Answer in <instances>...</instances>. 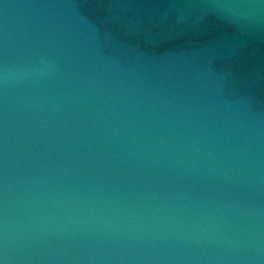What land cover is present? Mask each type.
Segmentation results:
<instances>
[{
  "label": "water",
  "instance_id": "1",
  "mask_svg": "<svg viewBox=\"0 0 264 264\" xmlns=\"http://www.w3.org/2000/svg\"><path fill=\"white\" fill-rule=\"evenodd\" d=\"M5 77L0 171L15 110L26 163L94 208L231 224L216 240L49 237L30 264H264V0H0Z\"/></svg>",
  "mask_w": 264,
  "mask_h": 264
},
{
  "label": "clouds",
  "instance_id": "2",
  "mask_svg": "<svg viewBox=\"0 0 264 264\" xmlns=\"http://www.w3.org/2000/svg\"><path fill=\"white\" fill-rule=\"evenodd\" d=\"M7 7V6H6ZM8 86L5 77L2 85ZM5 128L3 130V166L0 171V264H30L35 258L37 247L49 237L63 238L66 235L83 236L90 233L98 238L102 234L106 240L115 238L117 241L135 243L146 238L164 241L179 239L216 240L222 238L218 231L231 224L222 214L207 215L203 223L183 225L173 223L170 218L159 221L158 227L152 228L143 222H128L115 208H94L95 201L89 203L87 199L78 198L66 190L58 187L59 181L44 166L42 162H27V154L17 133L26 140L34 135L25 131V121L19 113L13 110L9 118L3 116ZM32 126L35 121H32ZM20 151H17V148ZM24 156L21 161L18 157ZM87 206L85 215L79 205ZM53 208L62 209L63 216H57ZM229 247L239 249L244 240L233 235L227 241Z\"/></svg>",
  "mask_w": 264,
  "mask_h": 264
}]
</instances>
